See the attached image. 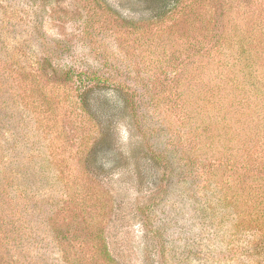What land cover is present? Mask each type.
I'll return each instance as SVG.
<instances>
[{"label":"rangeland","instance_id":"obj_1","mask_svg":"<svg viewBox=\"0 0 264 264\" xmlns=\"http://www.w3.org/2000/svg\"><path fill=\"white\" fill-rule=\"evenodd\" d=\"M0 0V264H264V0Z\"/></svg>","mask_w":264,"mask_h":264},{"label":"trees","instance_id":"obj_2","mask_svg":"<svg viewBox=\"0 0 264 264\" xmlns=\"http://www.w3.org/2000/svg\"><path fill=\"white\" fill-rule=\"evenodd\" d=\"M173 1H175V0H161V2L165 3L164 6L171 4Z\"/></svg>","mask_w":264,"mask_h":264}]
</instances>
